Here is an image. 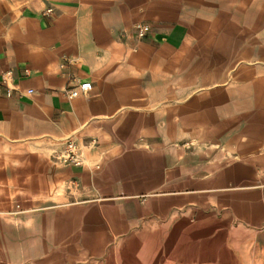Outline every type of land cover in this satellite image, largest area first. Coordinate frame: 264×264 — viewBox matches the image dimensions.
I'll return each instance as SVG.
<instances>
[{
	"label": "crops",
	"instance_id": "crops-1",
	"mask_svg": "<svg viewBox=\"0 0 264 264\" xmlns=\"http://www.w3.org/2000/svg\"><path fill=\"white\" fill-rule=\"evenodd\" d=\"M137 22L150 25L143 38ZM6 71L0 189L11 204L19 195L16 211L43 207L56 188L105 193L88 178L114 160L134 163L144 186L158 188L161 171L169 193L232 213L253 194L264 212V0H0ZM77 82L91 90L70 99ZM69 138L83 166L52 159Z\"/></svg>",
	"mask_w": 264,
	"mask_h": 264
},
{
	"label": "rangeland",
	"instance_id": "rangeland-1",
	"mask_svg": "<svg viewBox=\"0 0 264 264\" xmlns=\"http://www.w3.org/2000/svg\"><path fill=\"white\" fill-rule=\"evenodd\" d=\"M165 166L159 162L160 168ZM134 167L129 161L112 160L106 171L88 178L89 186H99L105 193L76 194L69 187L56 188L43 207L23 212L15 210L19 195L12 196L11 204L7 188H1L5 193H0V264H108L114 250L120 253L130 240L144 243L153 239L150 234L156 230H163L160 242L173 241L162 264L170 259L185 260L182 242L184 246L188 243L187 253L194 254L193 260L203 254L201 264H264V212L258 195L243 194L241 199L246 202L233 213L218 210L210 196L169 193L161 186L166 182L161 171L158 188H151L149 180L133 177L138 175ZM139 188L145 192L130 193ZM228 214L234 222L249 225L189 226L197 218H225ZM179 221L183 226L176 233L165 234ZM202 228L212 230L204 233ZM194 229L199 230L192 233Z\"/></svg>",
	"mask_w": 264,
	"mask_h": 264
},
{
	"label": "bare ground",
	"instance_id": "bare-ground-1",
	"mask_svg": "<svg viewBox=\"0 0 264 264\" xmlns=\"http://www.w3.org/2000/svg\"><path fill=\"white\" fill-rule=\"evenodd\" d=\"M181 226H183V222L181 223V221H179L178 224H176L175 228L172 231L167 232L165 234L170 235L171 233L172 234L176 233L177 230L181 228ZM202 229H203L204 233L210 232L212 230V228H208L207 231L205 230L207 228H202ZM198 230L199 229H194V230H192V233H193V231H198ZM162 231L163 230H156V231L151 232L150 237L153 239H150V240L147 239L144 241V243H141L142 241L138 242L137 240H135V241L130 240L129 241L130 245L123 247V249L120 250V253L118 252L119 250H116V251L114 250L113 253H110L111 255L108 258V264H119V262H122V264H160L162 262V260L164 259V256L166 255V253L171 249L172 244H173L172 240L170 243H168V241H167V244L165 242H163V243L160 242L159 234H161ZM167 238H168V236H167ZM205 241H206V239H205ZM183 244L184 243L182 242L181 247L182 248L184 247L185 254H186L184 259L186 260V262H184L185 260L178 262V261H175L173 259H170V260L165 261L163 264H201V260L203 258V256H201V255H203V254H200L198 256V259L194 258V260H193L194 254L193 253L192 254L187 253V250H188L187 248H189L188 243H186L185 246ZM203 246L201 245L199 247L201 249V251L204 248ZM138 260H140V262H137ZM187 260H188V262H187Z\"/></svg>",
	"mask_w": 264,
	"mask_h": 264
},
{
	"label": "built area",
	"instance_id": "built-area-1",
	"mask_svg": "<svg viewBox=\"0 0 264 264\" xmlns=\"http://www.w3.org/2000/svg\"><path fill=\"white\" fill-rule=\"evenodd\" d=\"M47 12H50L51 9H47ZM133 30L135 35L138 38H143L146 34L150 32V25L147 23L137 22L133 26ZM24 74H28L29 70L25 68L23 70ZM12 72L6 71L0 77V86L5 87L6 89V96H10L11 88L10 83L12 82ZM91 90L90 83H80L77 82L74 85H71L66 90V95L68 98H75L80 94H85ZM28 93H32V90H27ZM95 144V140L90 141V145ZM53 160L62 164V165H72V166H83L86 162L84 157L83 148L74 140V139H67L63 146L54 151L52 155Z\"/></svg>",
	"mask_w": 264,
	"mask_h": 264
}]
</instances>
